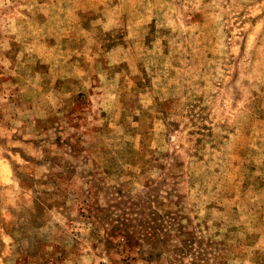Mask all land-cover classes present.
I'll return each mask as SVG.
<instances>
[{"label": "rangeland", "instance_id": "374dc122", "mask_svg": "<svg viewBox=\"0 0 264 264\" xmlns=\"http://www.w3.org/2000/svg\"><path fill=\"white\" fill-rule=\"evenodd\" d=\"M0 264H264V0H0Z\"/></svg>", "mask_w": 264, "mask_h": 264}]
</instances>
